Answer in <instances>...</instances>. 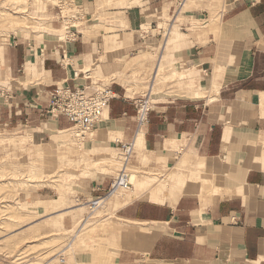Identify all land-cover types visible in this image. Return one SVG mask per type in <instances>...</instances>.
I'll return each mask as SVG.
<instances>
[{
    "label": "crops",
    "instance_id": "crops-1",
    "mask_svg": "<svg viewBox=\"0 0 264 264\" xmlns=\"http://www.w3.org/2000/svg\"><path fill=\"white\" fill-rule=\"evenodd\" d=\"M181 2L75 0L81 25L65 28L64 40L50 31L23 37L14 32L0 46V127L24 130L34 144L53 132L74 130L67 117L48 113L51 94L57 87L86 86L92 75L114 78L115 98L96 129L104 150L133 143V153L145 152L150 166L172 169L187 155L222 180L212 194L171 200V195L145 192L140 198L113 199L110 212L144 232L128 239L115 264H264V0H223L217 16L185 13L189 21L207 22L202 27L207 33L215 28L217 38L186 28L178 33L171 25L168 55L180 70L174 72L185 74L189 85L204 83L207 92L151 100L142 132L135 101L145 94L129 93L130 76L135 79L138 59L156 50L159 70L164 51L158 24ZM53 22L54 31H62ZM180 46L181 54L172 50ZM212 82L220 89L209 103ZM113 180L96 174L90 196H102ZM48 193L40 189L32 196L48 201Z\"/></svg>",
    "mask_w": 264,
    "mask_h": 264
},
{
    "label": "rangeland",
    "instance_id": "rangeland-1",
    "mask_svg": "<svg viewBox=\"0 0 264 264\" xmlns=\"http://www.w3.org/2000/svg\"><path fill=\"white\" fill-rule=\"evenodd\" d=\"M74 2L75 0H0V46L5 45L14 36V32L23 37L33 32L36 36H42L50 31L55 33L54 38L64 40L65 28L73 24L81 25L80 10ZM111 4L112 2L108 3ZM181 4L174 9V14L165 16L162 23L158 24L161 29L158 32L163 39L161 53L164 51L159 70L158 50L153 55L150 52L139 58L138 69L135 70L138 72L133 73L135 79L133 75L130 78L135 84L140 82L137 85L130 84V94L149 93L157 72L156 85L151 93L152 101L176 95L184 96L185 92L191 90L185 74L181 73L174 79L171 76L174 71L180 70L172 65L174 58L170 59L168 55L171 46L173 47L172 35H168V29L173 25L178 33H183L182 30L186 28L205 35L211 33L217 38L215 28L207 33L206 29H202L207 22L189 21L185 18V13L199 10L217 16L223 0H182ZM53 21L59 22L62 31H54L58 26ZM182 48L184 47L180 46L172 50L181 54ZM92 77L99 85L111 87L114 82L112 77ZM164 77V82L159 84ZM214 85L219 84L212 82L211 86ZM205 90L203 89L207 92ZM217 94L209 95L212 97ZM96 135L97 130L80 134L79 137L74 130L53 132L47 140L34 144L28 132L0 127V231L3 227L1 224L6 222L3 215L8 212L21 219L20 225L17 223L10 228L13 234H9V239H0L4 240L0 242V264H60L61 259L65 260V264H115L117 255L128 239L140 238L144 232L137 231L139 226L130 227L131 223H123L115 212L105 211L104 206L109 203L108 200L95 211L91 209L94 200L106 195L104 193L92 198L89 194L90 181L96 174L113 175L115 178L125 167L131 175L132 186L112 196L109 201L127 196L140 198L145 192L155 195L164 193L168 196L173 192L171 200H175L183 195H200L206 191L212 194L217 183L222 184L215 171L207 172L205 165H196L187 155L184 157L189 162L182 166L180 161L173 169L168 164L164 167L150 166V158L140 150L135 151L126 162L121 154L122 147L120 151L104 150V145L99 143L102 139L97 140ZM135 155L140 160V164L136 163L138 166L134 165ZM101 156L113 161V164H94ZM70 161L78 162L77 167L73 164L69 166ZM59 165H65L64 169H59L62 170L61 176L54 178L53 175H46ZM70 174H74L73 179L68 176ZM40 189L45 193L49 192L48 201H35L32 194ZM38 234H43L42 240L36 241L33 237ZM11 239L14 241L7 242Z\"/></svg>",
    "mask_w": 264,
    "mask_h": 264
},
{
    "label": "built area",
    "instance_id": "built-area-1",
    "mask_svg": "<svg viewBox=\"0 0 264 264\" xmlns=\"http://www.w3.org/2000/svg\"><path fill=\"white\" fill-rule=\"evenodd\" d=\"M114 98L115 95L110 86L99 85L93 80H90L89 85L73 90L57 87L51 94L48 113L55 116L63 115L71 120L78 136L94 132L97 129L104 121L105 113ZM135 109L138 128L147 126L152 110L151 92L135 101ZM133 146V143L122 144L121 154L126 162L129 158L131 159ZM130 178L131 175L127 168H122L105 192V197L94 200L91 203L93 206L91 209L99 208L100 201L115 195L119 191L128 190L132 186ZM60 264H65V260L61 259Z\"/></svg>",
    "mask_w": 264,
    "mask_h": 264
},
{
    "label": "bare ground",
    "instance_id": "bare-ground-1",
    "mask_svg": "<svg viewBox=\"0 0 264 264\" xmlns=\"http://www.w3.org/2000/svg\"><path fill=\"white\" fill-rule=\"evenodd\" d=\"M213 30H215V29H213ZM217 71V70H216ZM157 74H158V72L156 73V75H154V79H153V83H152V85H151V87H150V91H152L153 90V88L155 87V82H156V79H157ZM172 78L174 79V78H177L178 77V72H175V73H173L172 75ZM164 79H166V77H164L163 78V80H161V81H159V84L160 83H163L164 82ZM197 90H196V89ZM190 91L189 92H185L184 94H187V95H190V96H196V97H200V96H202L203 94H205L206 92H204L203 91V89H204V83L202 84V86H195V83L193 82V80L191 81V84H190ZM219 89H220V85H214V86H211V88L209 89V94L210 93H218L219 92ZM216 99H217V96H212V97H209V103L210 102H215L216 101ZM263 103H264V97H263ZM145 126L144 127H142V132H144V130H145ZM133 150H134V146H133ZM140 154H141V152H139ZM138 153V155L137 156H139L140 154ZM189 158V157H188ZM188 158H186V157H183L182 158V160H181V165L182 166H184L185 164H187L188 162H189V160H188ZM95 163L94 164H108V165H110V164H113V161H111V160H109L108 158H105L104 156H101L97 161H94ZM73 164V166L76 168L77 167V165H78V162H74V161H70V164H69V166L70 165H72ZM64 167H65V165H59V166H57V167H55L54 169H52V170H50V171H48L47 172V174L46 175H48V176H50V175H53L54 176V178H58L59 176H61L60 174H61V172H62V170H60L59 171V169H61V168H63L64 169ZM125 168V167H124ZM71 179H73V177H74V174H70V175H68ZM68 177V178H69ZM119 192H122V191H119ZM118 192V193H119ZM117 194V193H116ZM171 196H172V193L170 194ZM114 196V195H113ZM150 196H148V195H146L145 196V199H148ZM3 199H5V198H3ZM2 199V200H3ZM112 198H111V196L109 197V198H107V199H104V200H102V201H100V203H99V206L101 207L102 206V204H105V202H107V200H108V202L109 203H106L105 205L106 206H104V208H105V211H108V212H110L111 211V207H112V201H109V200H111ZM155 199H157L156 198V196H155ZM96 209V208H95ZM98 209V208H97ZM95 211V210H94ZM99 214H101V213H99ZM4 216V218H5V220H6V222H4V223H2L1 224V226H3L2 227V231H0V239H5V240H7V239H9V236L10 235H12L13 234V231H10V228L12 227V226H15L17 223H18V225H20V216H18V215H15L14 213H11V212H8L7 214H5V215H3ZM99 216V215H98ZM11 232V233H10ZM10 234V235H9ZM53 234V233H52ZM43 234H38V235H35L33 238L36 240V241H39V240H42V236ZM16 236V235H15ZM4 240H2V241H0V242H3ZM10 241H14L13 239H11V240H8L7 242H10ZM11 242V243H12ZM83 243V242H82ZM152 264H160V263H152Z\"/></svg>",
    "mask_w": 264,
    "mask_h": 264
}]
</instances>
